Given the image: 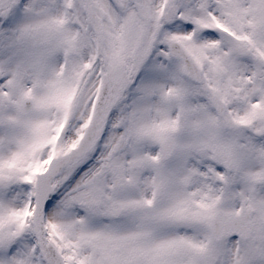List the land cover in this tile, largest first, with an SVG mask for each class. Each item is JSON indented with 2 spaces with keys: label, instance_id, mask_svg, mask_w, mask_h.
I'll return each instance as SVG.
<instances>
[{
  "label": "snow or ice",
  "instance_id": "snow-or-ice-1",
  "mask_svg": "<svg viewBox=\"0 0 264 264\" xmlns=\"http://www.w3.org/2000/svg\"><path fill=\"white\" fill-rule=\"evenodd\" d=\"M0 264H264V0H0Z\"/></svg>",
  "mask_w": 264,
  "mask_h": 264
}]
</instances>
